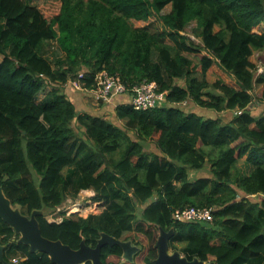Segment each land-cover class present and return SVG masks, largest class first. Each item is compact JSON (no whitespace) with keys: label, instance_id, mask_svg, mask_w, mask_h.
I'll return each mask as SVG.
<instances>
[{"label":"trees","instance_id":"1","mask_svg":"<svg viewBox=\"0 0 264 264\" xmlns=\"http://www.w3.org/2000/svg\"><path fill=\"white\" fill-rule=\"evenodd\" d=\"M55 3L51 16L45 7ZM155 14L163 29L134 23ZM193 22L199 41L188 34ZM262 23L264 0H0L5 194L24 214L44 210L37 216L43 235L75 249L83 239L95 246L101 232L128 239L140 231L150 239L146 264H154L157 236L146 231L148 224L174 228L171 243L191 258L264 264V105L259 114L254 110L261 106L254 92L261 85L264 94V70L252 59L264 49V30L253 29ZM55 42L60 52L49 57ZM218 68L234 83L224 76L211 81ZM103 70L120 75L130 92L155 80L168 101L137 110L128 94L116 98L121 126L104 116L110 103L94 111L70 83L84 72V86L92 88ZM189 100L196 111L180 105ZM227 111L232 118L221 117ZM244 155L248 173L237 169ZM87 189L102 212L47 219L48 211ZM190 206L213 207V219L174 220L175 209ZM19 237L0 218L6 260L21 255L26 264H55ZM122 253L107 245L102 258L116 263Z\"/></svg>","mask_w":264,"mask_h":264},{"label":"water","instance_id":"2","mask_svg":"<svg viewBox=\"0 0 264 264\" xmlns=\"http://www.w3.org/2000/svg\"><path fill=\"white\" fill-rule=\"evenodd\" d=\"M43 213L44 210H33L30 215L24 214L19 206L12 204L11 199L5 194L3 186L0 185V218L20 234L19 241L29 245L32 252L47 253L55 264H84L89 261L91 264H105L102 258L103 247L119 245L123 249L121 258L130 263L135 262V254L139 252L140 247L134 244L131 239H118L106 232H101L96 246L87 244L83 239L77 249L64 243L61 239L52 240L45 237L37 218ZM174 234V228L170 230L159 228L156 243L158 256L154 259V264H217L214 260L204 261L198 257L190 260L177 250L170 253L169 241ZM4 250L5 246L0 244V260L4 264H12L5 259Z\"/></svg>","mask_w":264,"mask_h":264},{"label":"built area","instance_id":"3","mask_svg":"<svg viewBox=\"0 0 264 264\" xmlns=\"http://www.w3.org/2000/svg\"><path fill=\"white\" fill-rule=\"evenodd\" d=\"M95 80L96 86L92 88L84 86L86 82L85 73L80 72L76 78L71 79L70 83L74 89L85 92V94L91 98L94 105H98L101 102L110 104L114 103L116 105L115 99L124 96L125 94H128L126 101L132 104L137 110H146L161 106L168 101L165 92L159 90V85L155 80L144 81L135 85L131 92L128 90L127 85L120 75H111L103 70L95 75ZM182 103L186 104L187 101ZM235 112L238 113L241 112V110H235ZM73 205H78L80 208H73ZM85 206L86 205L82 204L80 201L70 200V203L68 204H62L51 209L46 216L50 222L60 223L63 221L64 217L70 216L74 213L84 216L81 211L87 209ZM213 212V207L200 208L190 206L177 208L174 210V220L178 222L193 220L202 222L211 221L214 216ZM26 260L27 257L25 256L15 255L11 258V263L26 264ZM84 264H91V262L89 261Z\"/></svg>","mask_w":264,"mask_h":264},{"label":"rangeland","instance_id":"4","mask_svg":"<svg viewBox=\"0 0 264 264\" xmlns=\"http://www.w3.org/2000/svg\"><path fill=\"white\" fill-rule=\"evenodd\" d=\"M33 4H38L40 5L42 2L46 1V0H31ZM57 2V0H55ZM47 12L49 14L54 15L57 13L58 11V5L55 3L54 5L53 4H50L49 7H45ZM134 23L137 25V26H142V25H145L147 23H151L153 26H156L160 29H163L164 28V25H163V22L162 20L159 18V16L157 14L153 15L152 17H150V19L148 21H139V20H136L134 21ZM196 25L195 22H193L191 24L190 27H188V34L196 39V41H199V38L194 34V32L192 31V28ZM255 31H263L264 30V23L262 24H259L257 26H255L253 28ZM56 49H58V51L60 52V47L58 46V44L55 42L54 44H51L50 47L47 48V55L49 57H52L54 55V53L57 51ZM252 59L253 61L255 62V64H258L260 70L259 71H263L264 70V49L263 50H257L255 51L254 55L252 56ZM221 77V76H224L225 80L229 83H234V78L229 76L228 74H226L224 71H222L221 69H217V70H214L213 73H210L209 74V79L211 81H214L216 78L218 77ZM50 86H47L43 92L39 95L40 98H42L46 92L48 90H50ZM61 91L63 90V87L60 88ZM254 96H255V100H259L260 103L259 105L261 104L260 108L258 106H256L254 108L255 110V113L256 114H259L260 111H261V107L262 105H264V94H263V87L261 85H257L256 86V89H255V92H254ZM120 102H125V101H120ZM92 103V100L90 97L87 98V104L91 107L92 110L94 111H101L102 108H103V104H101L100 106H95L93 105ZM119 104V102H116V105ZM180 105H182L183 108H185L187 111H196L198 109V105L195 104L192 100H189L187 101L186 104L184 103H181ZM114 107H116L113 104H111L110 106V109H108L105 113H104V116L107 118V119H113L114 117L116 118V116L114 115ZM202 108V107H201ZM210 110V109H208ZM211 111H215V110H211ZM259 112V113H258ZM216 114H218V112L215 111ZM224 114H221L223 118L225 119H230L233 117L234 115V111H227L226 114L225 112H223ZM208 117V116H207ZM117 119V118H116ZM117 123L121 126H123L124 122L123 120H120V119H117L116 120ZM83 135V134H81ZM155 146V142L153 141L152 142V148H154ZM151 147V146H149ZM207 169H210L209 167V164L206 166ZM237 169L239 171H241V173H248L251 169V164L248 162L247 160V155H244L238 165H237ZM204 173V171H203ZM82 195H79L76 197V199H73L72 197H68V199H66L62 204H68L70 203V200L72 201H80L82 204L86 205L85 210L81 211V213L86 216L88 215L89 213H94V214H98L100 212H102L103 210V207L99 204V202H94L93 199H92V196L94 195V191L92 189H89V190H83V191H80ZM78 206V205H77ZM73 207V206H72ZM74 208V207H73ZM78 208H80L78 206ZM138 220H140L138 218ZM139 223V222H138ZM147 222H145L146 224ZM144 226V225H143ZM146 226V231H148V229H151V231L153 233L156 234L157 238H158V235H159V230L155 227V226H150V225H145ZM129 239H133L135 242L141 244L139 245L140 248H141V251L144 250V248L147 249L148 247V238L145 234H143L142 232L140 231H133V232H129L128 233V236H127ZM142 243L145 245H142ZM145 253V251H142L138 257H137V261H136V258H135V263H128L126 261H123V260H119V262H116L115 264H145V262L143 261V254ZM114 264V263H113Z\"/></svg>","mask_w":264,"mask_h":264},{"label":"flooded vegetation","instance_id":"5","mask_svg":"<svg viewBox=\"0 0 264 264\" xmlns=\"http://www.w3.org/2000/svg\"><path fill=\"white\" fill-rule=\"evenodd\" d=\"M144 234V233H143ZM147 236V238H148V247H147V249L146 248H144V250H142V251H145V253L143 254V261L145 262V264H146V261H145V258H146V256L148 255V253H149V250H150V239H149V237H148V235H146ZM159 236V235H158ZM158 239V238H157ZM122 240H130L129 238L128 239H122ZM132 241H133V243L134 244H136L137 246H139V245H141V244H139V243H135V241L133 240V239H131ZM171 240V239H170ZM156 243H157V240H156ZM156 243H155V245H156ZM142 245H144L143 243H142ZM96 246V245H95ZM145 246V245H144ZM169 246H170V250H169V252L170 253H172L174 250H177V251H179L180 253H181V255L182 256H186L188 259H190V260H192L194 257H189V255L188 254H186L185 252H183L179 247H175V245L173 244V243H171V241H169ZM140 247V246H139ZM157 247V246H156ZM141 251V248H140V250H139V252L137 253V254H135V258L142 252ZM102 252H103V249H102ZM157 252H158V248H157ZM121 259V258H120ZM119 259V260H120ZM127 262V261H126ZM129 263V262H128ZM135 263V262H134ZM109 264H113V263H109ZM115 264V263H114Z\"/></svg>","mask_w":264,"mask_h":264},{"label":"crops","instance_id":"6","mask_svg":"<svg viewBox=\"0 0 264 264\" xmlns=\"http://www.w3.org/2000/svg\"><path fill=\"white\" fill-rule=\"evenodd\" d=\"M76 90V89H75ZM77 91H79V90H77ZM81 92H83V91H81ZM89 96L87 95V94H85V95H83V101L85 102V103H87V98H88ZM95 106H99V105H95ZM221 114H224L223 112L221 113ZM83 191V190H82ZM80 195H82L81 194V192H80ZM138 257V256H137ZM137 257H136V261H137ZM121 260H123L124 261V259H122L121 258Z\"/></svg>","mask_w":264,"mask_h":264},{"label":"bare ground","instance_id":"7","mask_svg":"<svg viewBox=\"0 0 264 264\" xmlns=\"http://www.w3.org/2000/svg\"><path fill=\"white\" fill-rule=\"evenodd\" d=\"M73 207H74V208H78V206H77V205H73Z\"/></svg>","mask_w":264,"mask_h":264},{"label":"clouds","instance_id":"8","mask_svg":"<svg viewBox=\"0 0 264 264\" xmlns=\"http://www.w3.org/2000/svg\"><path fill=\"white\" fill-rule=\"evenodd\" d=\"M87 190H89V189H87ZM93 190V189H92ZM82 191V190H81ZM94 191V190H93ZM87 216V215H86Z\"/></svg>","mask_w":264,"mask_h":264}]
</instances>
